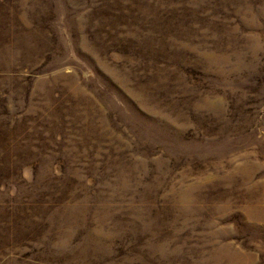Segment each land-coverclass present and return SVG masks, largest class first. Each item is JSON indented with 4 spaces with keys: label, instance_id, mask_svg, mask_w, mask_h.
<instances>
[{
    "label": "rangeland",
    "instance_id": "374dc122",
    "mask_svg": "<svg viewBox=\"0 0 264 264\" xmlns=\"http://www.w3.org/2000/svg\"><path fill=\"white\" fill-rule=\"evenodd\" d=\"M0 264H264V0H0Z\"/></svg>",
    "mask_w": 264,
    "mask_h": 264
}]
</instances>
